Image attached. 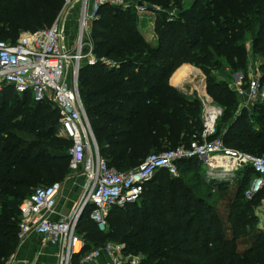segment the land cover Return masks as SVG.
<instances>
[{"label": "trees", "instance_id": "16d2710c", "mask_svg": "<svg viewBox=\"0 0 264 264\" xmlns=\"http://www.w3.org/2000/svg\"><path fill=\"white\" fill-rule=\"evenodd\" d=\"M122 1L131 6L100 8L89 31L97 63L83 64L78 74L79 96L108 166L129 172L149 155L200 141V99L170 84L185 65L203 74L206 98L222 111L215 137L228 148L264 156V102L241 107L231 78L241 73L245 83L250 64L260 60L264 84V0ZM138 3L156 15L154 45L137 26ZM62 6L63 0H0V41L15 43L21 33L49 27ZM59 119L50 103L11 87L0 92V264L18 245L21 202L35 188L72 175L71 143L58 136ZM253 176L246 167L228 181L209 179L203 162L185 159L177 176L159 170L138 201L113 207L105 231L87 206L76 234L86 253L119 243L124 257L139 258L138 264H264L256 214L264 190L251 200L244 195Z\"/></svg>", "mask_w": 264, "mask_h": 264}, {"label": "built area", "instance_id": "2783aa9c", "mask_svg": "<svg viewBox=\"0 0 264 264\" xmlns=\"http://www.w3.org/2000/svg\"><path fill=\"white\" fill-rule=\"evenodd\" d=\"M77 3H80L77 36L74 47L69 50L64 46L62 21ZM104 6L127 9L131 4L122 0H63L60 13L49 27L21 33L15 43L0 41V92L11 87L17 94H28L34 102L50 103L59 111L58 136L71 143L67 151L68 168L71 174L84 178L79 202L67 217L56 221L50 219L62 183L35 188L19 205V240L35 234L40 237L42 245L57 246V264H98L102 254L108 258L109 264H138V258L135 262L124 257V245L119 243L109 242L86 253L84 240L76 234L78 220L87 206H91L90 219L97 225L104 224L113 207L138 201L143 185L159 170L177 176V163L182 160L196 157L209 168L230 174V178L237 171L250 167L254 176L245 191V199L251 200L264 190V156L228 148L220 137H215L217 120L221 116V110L216 106L204 107L200 141L149 155L129 172L109 167L100 157L79 96L78 74L83 64L93 66L97 63L88 31ZM134 7L138 15L147 13L143 7ZM154 9L158 11V8ZM101 62L107 68L114 67L110 61ZM260 78L259 69L255 67L245 83L239 78L233 84L239 97L246 98L243 107L264 102V84ZM257 217L259 219V213ZM259 228L264 230L260 219Z\"/></svg>", "mask_w": 264, "mask_h": 264}, {"label": "crops", "instance_id": "0c3cea01", "mask_svg": "<svg viewBox=\"0 0 264 264\" xmlns=\"http://www.w3.org/2000/svg\"><path fill=\"white\" fill-rule=\"evenodd\" d=\"M79 9H80V3H77L72 7L69 15L67 17L65 16L62 21L63 33H64V46L69 50L72 49L75 45V38L77 36V30H78ZM76 14H77V19H76ZM142 16H144V18L142 19L138 18L137 26L140 29V31L143 33L145 31V28L147 27V22L149 19H151V17H147L145 15ZM152 18L154 19V17ZM71 24L72 27H74L75 31L74 33L71 32L69 34L68 32L70 31L68 30V28ZM260 63H261L260 60H257L255 63H251L250 67L248 68V71L250 70V68L252 70L253 66L259 67ZM248 76H249V72H248ZM233 81L237 82L236 77H234V80H232V84H234ZM170 84L176 89V87L172 85L173 83L171 82V80H170ZM242 100L244 102L246 101V98H242ZM247 106L250 107V105ZM83 187H84V178L76 174H72L68 178L67 182L62 183L61 191L56 199L55 212L51 215L50 219L56 221L59 220V218H63L71 215L74 207L79 202V199L83 191ZM58 255H59V248L57 246L42 245L39 236L35 234H29L22 241L20 240L18 241V245L16 246L14 253L9 257L6 264H57ZM98 264H109V260L105 255L102 254L101 257L99 258Z\"/></svg>", "mask_w": 264, "mask_h": 264}, {"label": "rangeland", "instance_id": "374dc122", "mask_svg": "<svg viewBox=\"0 0 264 264\" xmlns=\"http://www.w3.org/2000/svg\"><path fill=\"white\" fill-rule=\"evenodd\" d=\"M191 1L192 0H185L183 4L185 6H188V4ZM70 12H71V9L68 10V12L66 14V17L69 15ZM142 15H145L147 17H151V19H149L148 22H147V27L145 28V31L143 32L144 33L143 36L147 40V42H149L152 45H154L155 44L154 31H153L154 19L152 17L155 18L156 15H155V13H153L151 11H147V14L146 13H142V14H139V15L137 14L138 18H141V19L144 18V16H142ZM140 16H142V17H140ZM78 17H79V15H78ZM76 19H77V14H76ZM68 30L70 31V32H68L69 34L71 32L74 33L75 29H74V27H72V24L69 26ZM86 35H87V33H86ZM86 35H84V38H86ZM255 67L256 66H253L252 68L254 69ZM251 71L252 70L250 68V70L248 71L249 74H250ZM236 74H239V76H240L239 78H242L241 73H234L231 76L232 80H234V77H236L235 76ZM172 77H173L171 79V82L173 83L172 85H174L176 88H178L181 91L182 90L185 91L187 93V95L192 96V92L193 91H197V93L199 94V97H197V98L200 99V102L202 104V115H203V111L205 110L204 107H206V106H216V105L212 104V102L209 99L206 98V96L204 94V86H205V82L204 81H205V78H204L203 74L200 71H198L196 68H194V67H192L190 65H185V66H183V68L181 67L180 70L174 76H172ZM247 80H248V77H247ZM233 83L235 84L237 82L233 81ZM241 102H242L241 107H243L247 103V101H244L243 102L242 99H241ZM216 107H218V106H216ZM221 113H222V111H221ZM204 174L206 176H208V175H210V176H220V175H222L224 173H222V171L219 170V169H211L206 164H204ZM68 178L65 179L64 181L58 182V183H65V182H67ZM231 178L230 177L227 178V179L217 178L215 180H218V181H228ZM41 186H43V185H41ZM258 213H259L260 225H261L262 228H264V200L261 201L260 207L256 210V214H258ZM105 226L106 225H105V222H104V224H98L97 225V228L100 231H105L106 230V227ZM135 258L136 257H128V259L130 261H135V262L139 261V258L137 259V261H136Z\"/></svg>", "mask_w": 264, "mask_h": 264}, {"label": "water", "instance_id": "95a60500", "mask_svg": "<svg viewBox=\"0 0 264 264\" xmlns=\"http://www.w3.org/2000/svg\"><path fill=\"white\" fill-rule=\"evenodd\" d=\"M137 5H138V7H143V5H142L141 3H138ZM239 77H240L239 74H236V80H238ZM176 89H177V88H176ZM178 91L182 92V93L185 94V95L187 94V93H186L185 91H183V90L181 91V90L178 89ZM192 96L195 97V98H197V97H198V93H197V91H193V92H192Z\"/></svg>", "mask_w": 264, "mask_h": 264}, {"label": "bare ground", "instance_id": "6f19581e", "mask_svg": "<svg viewBox=\"0 0 264 264\" xmlns=\"http://www.w3.org/2000/svg\"><path fill=\"white\" fill-rule=\"evenodd\" d=\"M230 173V172H229ZM229 175L230 174H228V173H224V174H222V175H220V176H212V178L211 179H217V178H221V179H227V178H229Z\"/></svg>", "mask_w": 264, "mask_h": 264}]
</instances>
